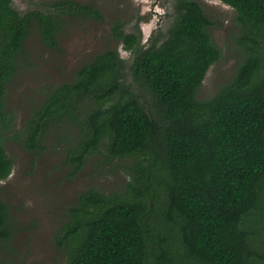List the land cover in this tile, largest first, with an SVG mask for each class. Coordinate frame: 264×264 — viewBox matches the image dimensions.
Instances as JSON below:
<instances>
[{
	"label": "trees",
	"instance_id": "obj_1",
	"mask_svg": "<svg viewBox=\"0 0 264 264\" xmlns=\"http://www.w3.org/2000/svg\"><path fill=\"white\" fill-rule=\"evenodd\" d=\"M219 1L237 13L243 51L211 98L197 97L220 56L211 21L197 1L173 0L171 25L153 39H142L146 16L127 31L115 20L111 34L129 59L115 48L95 54L71 81L43 87L15 128L6 87L30 27L56 49L65 16L103 15L76 0H39L24 12L0 0V180L13 167L4 139L38 153L57 128L69 130L72 173L98 152L132 160L122 192L90 188L68 207L54 234L63 264H264V0ZM10 235L0 201V244Z\"/></svg>",
	"mask_w": 264,
	"mask_h": 264
},
{
	"label": "rangeland",
	"instance_id": "obj_2",
	"mask_svg": "<svg viewBox=\"0 0 264 264\" xmlns=\"http://www.w3.org/2000/svg\"><path fill=\"white\" fill-rule=\"evenodd\" d=\"M76 1L96 5L103 20L65 16L56 49L42 43L34 24L30 27L20 67L6 87L5 103L14 114L15 128L22 125L32 103L43 94V87L71 81L77 68L95 54L115 48L122 58L129 59V52L111 34L115 20L124 22L127 31L137 15L146 16L140 22L143 41L164 34L173 20V0ZM195 1L211 21L207 31L220 52L197 93L199 99H208L234 75L243 51L239 42L242 26L236 11L219 0ZM38 2L12 0L21 12L37 7ZM63 133L67 135L69 130H51L38 153L22 150L13 139L3 141L13 167L9 176L0 180V201L8 207L11 222V235L0 244V264H63L66 253L56 245L54 234L65 222L67 209L76 203L77 195L90 188L103 193L122 192L133 176L127 169L131 159L106 161L99 152L72 173L65 162Z\"/></svg>",
	"mask_w": 264,
	"mask_h": 264
}]
</instances>
